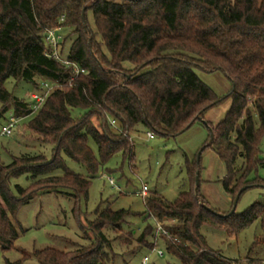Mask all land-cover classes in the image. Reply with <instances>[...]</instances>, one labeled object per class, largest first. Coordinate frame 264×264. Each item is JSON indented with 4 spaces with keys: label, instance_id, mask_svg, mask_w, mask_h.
I'll use <instances>...</instances> for the list:
<instances>
[{
    "label": "trees",
    "instance_id": "obj_1",
    "mask_svg": "<svg viewBox=\"0 0 264 264\" xmlns=\"http://www.w3.org/2000/svg\"><path fill=\"white\" fill-rule=\"evenodd\" d=\"M53 29L69 32L59 54L83 74L76 76L72 65L46 56V31ZM70 36L74 40L66 49ZM195 70L220 72L232 82L231 108L216 126L205 114L221 100ZM9 79L31 83L41 95L44 83L60 86L34 112L30 101L7 92L4 83ZM0 102L4 111L12 105L20 121L34 115L28 138L53 146L51 159L25 156L0 167L2 251L14 249L19 237L14 218L35 197L66 196L76 212L106 163L117 155L132 162L131 133L138 126L174 139L202 124L200 119L206 121L203 125L213 130L214 140L204 150L212 149L225 166L220 183L232 201L231 211L240 190L246 188L241 199L250 189H264L258 176L264 168V0H0ZM74 111L83 114L75 116ZM109 119L117 122L118 130ZM65 157L85 166L88 176L71 172ZM59 170L64 174L55 176ZM198 171L199 163L188 164L195 188ZM23 176L29 186L12 189L13 180ZM195 188L173 203L157 193L147 196L140 235L129 233L127 240H119L127 246L135 242L136 252L152 250L157 246L156 219L179 240L177 244L161 236L178 264H237L210 248L202 228L234 236L264 217V205L229 215L214 209L199 189L200 204ZM131 216L137 215L99 206L95 218L82 227L87 245L73 251L45 248L32 257L40 264H113V243L105 230L123 235ZM28 259L24 254L16 264Z\"/></svg>",
    "mask_w": 264,
    "mask_h": 264
},
{
    "label": "rangeland",
    "instance_id": "obj_2",
    "mask_svg": "<svg viewBox=\"0 0 264 264\" xmlns=\"http://www.w3.org/2000/svg\"><path fill=\"white\" fill-rule=\"evenodd\" d=\"M68 33L62 31V37L67 38ZM68 40L66 49L71 46L74 38L70 36ZM194 72L211 89L213 95L221 100V104L205 114L206 121L216 126L225 119L231 108L232 100L229 95L233 90L232 82L220 72ZM4 88L14 98L26 101H30V95L37 91L33 84L14 79L7 80ZM73 113L75 116L83 114L81 111ZM33 116L21 119L12 136L0 135V167L9 166L14 159L25 156L44 155L51 159L53 146L28 138V125ZM11 117H18L13 106H8L4 111L0 102V134ZM93 121L98 125L95 118ZM209 133L202 123L194 125L174 139H165L153 134L146 127L138 126L131 133L134 160L130 162L129 159L124 160L121 155H117L106 163L98 177L93 179L88 199L81 200L76 212L73 211L74 201L63 195L37 196L28 205L22 206L14 218L19 237L14 249L2 251L0 248V264H16L24 254L30 256V259L23 264H40L32 257L36 250L53 248L73 251L77 246L87 245L88 241L83 239L82 227L95 218V211L99 206L101 210L110 207L113 211L126 210L137 215L127 218L130 224L122 227L123 235L109 228L105 230L106 236L113 243V264H141V260L147 255H151L149 264H178V260L167 254L162 241L158 242V246L165 252L163 257L151 254L145 248L136 252L138 247L135 242L127 246L124 241L129 238V233L139 236L145 227L141 215L146 211V204L140 196L143 186L148 188V196L157 193L170 203L175 202L180 194L194 191V176L189 180L187 166L197 163L202 149L209 144ZM90 146L98 156L95 144L90 142ZM260 151V158L263 159L264 141ZM65 162L71 172L88 176L87 169L82 164L66 157ZM199 171L200 195L214 209L229 212L232 201L220 183L226 175L225 166L212 149L202 152ZM63 174L61 170L54 173L55 176ZM258 176L264 179V168L258 169ZM109 179L114 181L116 187L109 184ZM16 184L26 188L30 183L23 176L13 180L12 189ZM256 203L264 205V189L254 188L245 192L235 214L244 213ZM202 233L211 249L221 251L225 257L237 264H264V217L234 236L210 227H203Z\"/></svg>",
    "mask_w": 264,
    "mask_h": 264
},
{
    "label": "built area",
    "instance_id": "obj_3",
    "mask_svg": "<svg viewBox=\"0 0 264 264\" xmlns=\"http://www.w3.org/2000/svg\"><path fill=\"white\" fill-rule=\"evenodd\" d=\"M62 39H63V37L61 34V29H53V30H47L46 31V37H45V43H46V48H47L46 53H45L46 56L49 58H53V59L65 64L67 66L72 65L74 68V72H75L76 76H78L79 74H83L84 71L80 70V68L76 64L70 63L67 60H63L60 57L59 47L61 45ZM72 80L70 81V84H71ZM58 86H60V85H53V84H49V83H44V84H42V89L44 90L43 95L38 94V93H33L30 95V105H31L34 112L39 110V108L44 103L47 96L51 93V91H53V89L55 87H58ZM19 121H20L19 119L15 118V117H11L9 119V121L7 122V124L3 127L0 135L3 137L12 136L13 131L17 127ZM109 123L115 130H118V124L114 119H109ZM149 136H150V138H153L152 135L149 134ZM109 184L111 186L116 187L115 183L112 179H109ZM140 196L146 202V199L148 196V188L146 186L142 187V191L140 193ZM153 220H154L155 225H156L155 241H156L157 246H155L150 251H151V254H156L158 257H163L165 255V252L163 249H161L158 246V242L162 241L161 236H165L168 239L173 240V242L177 243V244L179 243V240L177 238H173V236L168 232V230H166V228L162 225V223H160L156 219H153ZM150 261H151V255H147V256L143 257V259L141 260V264H149Z\"/></svg>",
    "mask_w": 264,
    "mask_h": 264
},
{
    "label": "water",
    "instance_id": "obj_4",
    "mask_svg": "<svg viewBox=\"0 0 264 264\" xmlns=\"http://www.w3.org/2000/svg\"><path fill=\"white\" fill-rule=\"evenodd\" d=\"M82 18H83V20L85 19V10H83V12H82ZM200 122H202L203 124L207 125L206 121H204V120H202V119H200ZM209 130H210V141H209V144H211V143L213 142V140H214V133H213V130H212V129H209ZM204 149H205V147L202 149L201 154H202V152L204 151ZM201 154H199V157H198V161H197V163L200 162ZM199 189H200V171L197 172V176H196V188H195V194H196V199L198 200V202H199L200 204H202V200H201L200 197H199ZM245 190H246V188H243V189L240 190V192L237 194V196H236V198H235V200H234V203H233V208H232V210H231V212H230L229 215H233V214H234V212H235V210H236V208H237V205H238V203H239L240 196L242 195V193H243ZM207 209H208L211 213H213V214H217V213L214 212L212 209H210V208H207ZM217 215L223 217V216L220 215V214H217Z\"/></svg>",
    "mask_w": 264,
    "mask_h": 264
}]
</instances>
